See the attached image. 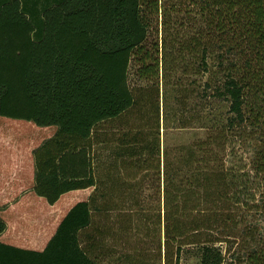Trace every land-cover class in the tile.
Wrapping results in <instances>:
<instances>
[{"label":"trees","instance_id":"trees-1","mask_svg":"<svg viewBox=\"0 0 264 264\" xmlns=\"http://www.w3.org/2000/svg\"><path fill=\"white\" fill-rule=\"evenodd\" d=\"M155 26L165 55L200 57L205 103L228 102L225 116L204 106L203 137L165 151L164 264L191 244L200 264H227L225 252L230 264H264V224L239 227L264 213V0H0V115L57 127L35 153V192L54 203L95 184L93 133L134 104L133 55L140 77L159 74L143 47ZM138 139L125 150L137 153ZM91 213L77 201L42 250L0 241V264H100L79 240Z\"/></svg>","mask_w":264,"mask_h":264},{"label":"rangeland","instance_id":"rangeland-1","mask_svg":"<svg viewBox=\"0 0 264 264\" xmlns=\"http://www.w3.org/2000/svg\"><path fill=\"white\" fill-rule=\"evenodd\" d=\"M162 35L161 26H155L143 43L160 60L159 74L140 77L142 65L134 54L128 66L134 104L94 130L89 156L96 181L90 187L67 191L54 203L36 194L35 153L57 127L0 115V218L6 224L0 241L42 250L68 209L88 200L92 220L79 232V240L91 259L100 264H164L165 151L177 155L174 147L203 137L204 106L225 116L228 102L214 98L205 103L201 95L207 73L200 70V57L178 54L176 46L171 56L165 55L170 48L161 47ZM132 135L139 138L131 142L137 153L125 150ZM242 154L250 159L249 151ZM254 224H264V213L252 210L239 227ZM220 244L223 249L229 245ZM200 247L183 246L177 264H200ZM225 255L230 264L229 253Z\"/></svg>","mask_w":264,"mask_h":264}]
</instances>
